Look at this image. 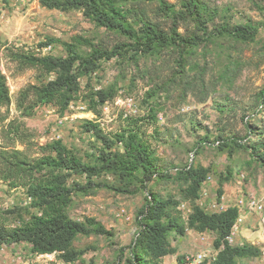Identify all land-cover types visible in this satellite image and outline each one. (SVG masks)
<instances>
[{
	"label": "rangeland",
	"instance_id": "rangeland-1",
	"mask_svg": "<svg viewBox=\"0 0 264 264\" xmlns=\"http://www.w3.org/2000/svg\"><path fill=\"white\" fill-rule=\"evenodd\" d=\"M186 1H119L122 8L132 11L129 21L137 30L148 21L168 33L176 26L184 37L197 35L203 39L194 47H165L145 54L135 49L134 41L99 26L81 9H49L40 0H0V37L10 43L42 54L66 56L72 37L82 35L93 40L92 46H76L83 56L97 48L121 46L123 50V55L101 61L94 72H81L77 63L84 94L100 89L116 93L103 106L100 116L90 110L84 96L73 101L64 114L51 104H39L31 115H24L18 105L22 89L55 75L41 78L36 70L21 71L14 62L3 59L2 68L12 96L9 119L22 121L34 132L36 142L61 139L93 163L103 145L85 131L87 120L97 119L106 133H114L125 126L126 116L145 113L147 104L143 99L147 92L152 94L149 102L157 109L159 133L153 134V128L148 132L153 135V146L161 158L160 167L171 172L173 178L145 182L139 172L135 178L122 180L108 172L94 178L97 185L88 193L77 192L72 216L78 220L94 217L113 232L112 236H78L74 248L84 254L77 264H124L139 231V210L150 190L177 202L173 212L186 227L184 235L170 231L168 238L176 252L163 257L161 264L208 263V259L199 261L198 254L218 251L214 245L217 233L189 227L191 212H187L193 204L183 195L185 184L177 178V172L190 164L210 168L196 200L206 212L235 206L243 196H255L264 202V162L258 157L264 153V0H201L208 18L206 30L197 27L191 17L176 18L163 10L166 3L179 13ZM241 22L258 27L253 40L219 34V30ZM50 39L54 40L50 45L39 47ZM236 140L246 147L237 146ZM115 148L122 149V145L118 143ZM221 181L223 193L219 196ZM75 182L85 184L87 179L75 175L70 183ZM25 198L22 190L9 191L0 181V208L20 204ZM244 213L237 243L253 244L262 252L257 257L240 258L237 264H264V213L249 209ZM51 261L62 262L55 254L32 256L27 244L0 246V264Z\"/></svg>",
	"mask_w": 264,
	"mask_h": 264
},
{
	"label": "trees",
	"instance_id": "trees-1",
	"mask_svg": "<svg viewBox=\"0 0 264 264\" xmlns=\"http://www.w3.org/2000/svg\"><path fill=\"white\" fill-rule=\"evenodd\" d=\"M40 1L49 9H81L86 17L99 26L114 30L134 41L135 49L145 54L157 53L165 47H194L203 40L197 35L184 37L176 26L168 33L148 21L142 23L140 30H137L129 21L132 11L122 8L120 0ZM183 7L184 10L177 13L171 5L164 3L163 10L176 18L191 17L197 27L207 29L208 18L201 0H187ZM257 33L258 27L249 22L219 30L221 35L242 41L253 40ZM53 41L50 39L39 47H46ZM78 45L92 46L93 40L74 35L72 43L68 44V55L55 56L36 52L25 45L13 44L0 37V181L7 185L9 191L22 190L26 197L20 204L0 208V246L27 244L32 256L55 254L62 261L41 264H77L82 261L84 254L83 250L74 248L78 236L113 235L96 218L78 220L71 214L74 195L77 192L88 193L93 189L97 185L94 178L108 172L116 174L122 180L135 178L139 172H142L145 182L154 178H173L171 172L160 167L161 158L153 146V135L148 132L153 128V134L159 133L157 109L148 100L152 95L150 92L143 99L147 104L145 113L126 116L125 126L114 133H106L97 119L86 121L85 131L103 145L93 163L86 161L61 139L39 144L34 139V132L22 121L9 119L12 96L7 75L2 68L4 58L14 62L21 71L36 70L41 78L55 75L52 79L30 84L22 89L18 105L23 108L24 115H31L39 104H51L64 114L73 101L83 96L88 101L90 110L101 115L103 106L114 99L116 93L100 89L96 92L89 90L84 94L77 67L80 65L83 73L94 72L101 61L123 55V50L121 46L97 48L89 56H83L77 51ZM118 143L122 145V149L115 148ZM235 144L246 147L237 140ZM258 157L264 162V153L258 154ZM209 174L210 168L202 164H190L177 172V178L185 184L182 193L193 204L189 214V227L199 232L217 233L214 241L218 250L217 257L210 264H237L240 258L259 256L262 252L260 247L249 243L232 245L227 240L239 215L237 206H228L210 213L196 204ZM75 175L84 176L87 182L71 184L70 180ZM229 175L226 176V181ZM223 184L224 181H221L219 196L223 193ZM176 207L174 199L163 198L154 190L149 191L146 203L139 210V231L129 246L130 252L125 257L124 264H161L163 257L176 252L168 235L170 231L181 235L186 231L179 216L173 212ZM179 260L183 263V257L179 256Z\"/></svg>",
	"mask_w": 264,
	"mask_h": 264
},
{
	"label": "built area",
	"instance_id": "built-area-1",
	"mask_svg": "<svg viewBox=\"0 0 264 264\" xmlns=\"http://www.w3.org/2000/svg\"><path fill=\"white\" fill-rule=\"evenodd\" d=\"M62 120L63 119H61L60 122H63ZM235 206H237V208L239 209V215L232 228L230 235L227 237L228 242L232 245L238 244L236 235L240 230V226L245 221V209H249L254 212L264 213V202L259 200L255 196H243L238 200ZM191 211V209H188L187 213H190ZM217 252L212 250L203 251L198 254V259L199 261H204L208 259V264H210L217 257Z\"/></svg>",
	"mask_w": 264,
	"mask_h": 264
}]
</instances>
